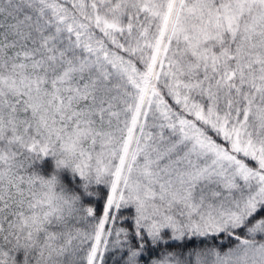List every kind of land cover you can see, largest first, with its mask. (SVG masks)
I'll return each mask as SVG.
<instances>
[{"label":"snow or ice","instance_id":"obj_1","mask_svg":"<svg viewBox=\"0 0 264 264\" xmlns=\"http://www.w3.org/2000/svg\"><path fill=\"white\" fill-rule=\"evenodd\" d=\"M106 253L264 264V0H0V264Z\"/></svg>","mask_w":264,"mask_h":264},{"label":"trees","instance_id":"obj_2","mask_svg":"<svg viewBox=\"0 0 264 264\" xmlns=\"http://www.w3.org/2000/svg\"><path fill=\"white\" fill-rule=\"evenodd\" d=\"M40 167V171L42 174L44 175H49L52 171L53 168V164L51 160H47L45 161L42 165L39 166ZM62 180L65 183L66 186L68 187H75V183L72 181V178L70 176V174L65 173L62 176ZM102 204H103V200H94L92 202V206L96 208L97 211V215L100 214L101 210H102ZM217 243H220V241H217ZM223 245H224V249L226 250L228 247H232L235 244V241H229L227 237L224 238V240L222 241ZM196 246H200L199 245V241L196 242ZM180 249L177 248H171L169 249V251H179ZM191 250V249H189ZM155 255V253H154ZM147 258V257H145ZM115 259H118V257H115L112 253H106L105 254V264H114Z\"/></svg>","mask_w":264,"mask_h":264}]
</instances>
